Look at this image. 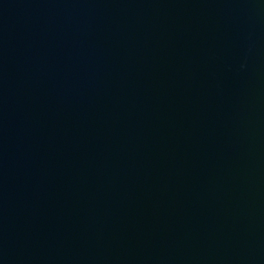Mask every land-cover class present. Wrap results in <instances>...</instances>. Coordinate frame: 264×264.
Returning <instances> with one entry per match:
<instances>
[{
  "label": "water",
  "instance_id": "obj_1",
  "mask_svg": "<svg viewBox=\"0 0 264 264\" xmlns=\"http://www.w3.org/2000/svg\"><path fill=\"white\" fill-rule=\"evenodd\" d=\"M0 264H264V0H0Z\"/></svg>",
  "mask_w": 264,
  "mask_h": 264
}]
</instances>
